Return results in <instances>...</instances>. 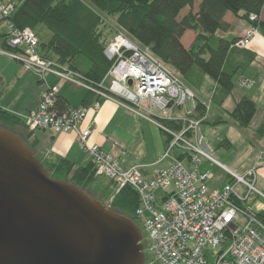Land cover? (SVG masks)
Returning <instances> with one entry per match:
<instances>
[{
	"label": "built area",
	"instance_id": "1",
	"mask_svg": "<svg viewBox=\"0 0 264 264\" xmlns=\"http://www.w3.org/2000/svg\"><path fill=\"white\" fill-rule=\"evenodd\" d=\"M15 7L10 0H0V20L5 22L8 46L0 47V53L42 80L45 74H52L93 94L89 105L59 109L58 88L49 86L40 94L35 109L17 117L29 131L74 132L94 164L95 176L111 180L118 188L129 186L137 193L139 206L134 215L148 239L146 264H264V224L247 206L238 204L247 201L250 194L261 195L255 183L258 169L264 168V150L243 175L216 161L203 148L199 131L211 107V97L208 102L197 98L178 72L162 63L148 46L133 40L122 27L115 30L103 51L110 62L107 73L92 85L76 71L40 54L35 32L29 27L17 28L10 21ZM258 19L250 15L251 21ZM256 33L257 28L250 27L231 47L245 48ZM239 82L250 87L254 83L250 79ZM190 99L201 101L204 114L177 116L176 109ZM104 100L164 132L168 141L158 162L170 164L147 176L140 166L123 168L118 156L91 142V130L83 123L89 111H97ZM166 122L182 125L175 129ZM201 159L218 164L234 183L212 187L213 175L199 169ZM238 184L246 189L244 195L235 192Z\"/></svg>",
	"mask_w": 264,
	"mask_h": 264
},
{
	"label": "trees",
	"instance_id": "2",
	"mask_svg": "<svg viewBox=\"0 0 264 264\" xmlns=\"http://www.w3.org/2000/svg\"><path fill=\"white\" fill-rule=\"evenodd\" d=\"M16 4L10 21L17 28L29 27L36 36L41 28L49 31L48 38L38 37L39 51L43 57L55 59L82 75L92 85L98 84L107 73L110 62L103 51L110 38L101 29L102 14L115 17L126 33L141 45L148 46L154 56L175 72L195 93L199 90L204 75L215 81L211 95V107L222 110L225 99L234 87V78L239 71H245L255 59V53L231 47V40L219 36L217 31L230 28L224 20L227 12L240 16L256 26L264 35V19L261 18L264 0H200L196 13L191 10L178 18L185 7L191 8L196 0H10ZM250 15L259 17L250 21ZM0 46L7 48V33L1 29ZM186 30L197 35L186 48L181 38ZM93 94L87 92L83 105H89ZM59 109L68 106L59 96ZM256 111V104L242 97L227 114L239 129L246 127ZM194 112L202 116L205 107L196 100ZM223 119L218 117L214 123ZM171 128L179 129L180 123L166 122ZM0 126L11 130L20 127L25 135L18 134L31 147L43 167L53 178L66 180L81 188L109 208L129 217L134 222L135 210L139 206L137 193L129 186L118 188L111 180L94 174V164L75 167L66 157L48 153L42 149L35 131H29L17 116L0 108ZM12 131V130H11ZM264 135V117L256 129ZM15 133V132H14ZM17 134V133H16ZM168 141V137L166 142ZM92 188L91 193L87 188ZM244 207L243 202H238ZM105 205V204H104ZM264 224V211L255 213Z\"/></svg>",
	"mask_w": 264,
	"mask_h": 264
},
{
	"label": "water",
	"instance_id": "3",
	"mask_svg": "<svg viewBox=\"0 0 264 264\" xmlns=\"http://www.w3.org/2000/svg\"><path fill=\"white\" fill-rule=\"evenodd\" d=\"M0 264H145V254L132 219L51 177L0 126Z\"/></svg>",
	"mask_w": 264,
	"mask_h": 264
},
{
	"label": "rangeland",
	"instance_id": "4",
	"mask_svg": "<svg viewBox=\"0 0 264 264\" xmlns=\"http://www.w3.org/2000/svg\"><path fill=\"white\" fill-rule=\"evenodd\" d=\"M199 2L200 0H196L191 8L185 7L182 9L178 18L183 17L190 10L192 13H196ZM261 18L264 19V13ZM102 19L103 23L101 29L104 34H106L107 38H111L115 34V30L120 26L116 22L115 17L107 15L103 16L102 14ZM225 20L230 22V28L226 31L219 30L216 34L226 38L227 40H231L240 34L243 35L239 37L244 36L246 31L250 27L254 26L250 23L248 24V22L240 16L233 15L231 12L226 13ZM40 31L41 35H38V37H49L50 33L47 29L41 28ZM196 35L197 32L193 30H186L181 38L182 44L188 48L194 41ZM251 45L254 47H251ZM245 48H249L256 53L255 62L244 71L248 75H253V78L251 77L250 80L254 81V83L251 87L245 85L243 86L239 81L248 78L243 77L242 71H239L236 74L232 92L223 103V108L229 111L233 109L235 100H237L238 96L245 95L249 98V96L252 95L253 90L258 87L262 81H264V35L262 34V31L257 28V33L250 38L249 43ZM36 76L39 75L36 74ZM19 87L25 89L26 83L23 85L20 84ZM74 87L76 86L74 85ZM214 87L215 81L213 78L208 75H204L201 86L195 94L197 98L208 102ZM195 103L196 99L187 100L181 108L176 109L175 114L179 117L187 116L188 118H193L194 116L191 115V113ZM256 105V111L251 121L242 129L237 128L232 123L228 114L224 113L222 110H219L221 111L219 113L217 110H214L213 107H210L209 110H207L206 119L199 127L204 146L203 148L208 151L216 161L227 166L238 175H243L245 170L254 164L253 161H255V158L260 151V149L257 151L255 150V144L253 141H255V138L260 137L255 131L261 122V118H263L262 116H264V98L256 99ZM125 111L128 115L125 116L115 128H112L114 130V137L122 144L120 146H123L122 148L125 149L127 148V153L125 154L124 159H120V164L125 169L129 168L132 164L128 163V161L133 159V161L135 160V164H139L138 166L143 167L146 163L137 162H147L141 160H155V143L156 141L159 142L160 138H166L167 135L145 119L137 117L129 110L125 109ZM187 111H191V113ZM218 117H221L223 121L220 123H214ZM11 130L17 134H21L23 136L25 135V132H23L20 127H14L11 128ZM39 131L40 130H35V133H38ZM146 154L147 157L144 158ZM199 169L201 171H208L213 175L210 183L212 187H220L226 182L234 183V179H231L227 172L216 163H212L206 159H201ZM259 170L260 168L257 172L255 187L261 192V195L257 196L256 194H250L247 201L244 202V205L247 206L253 213L264 211V176L260 174ZM234 189L235 192L240 195H244L246 192V189L241 184L235 185ZM87 190L94 193L90 187L87 188ZM108 203L109 202L107 201L104 202L105 205L109 206ZM136 223L142 233L144 253L147 255L148 239L146 232L137 220ZM239 223H242L241 219L239 220Z\"/></svg>",
	"mask_w": 264,
	"mask_h": 264
},
{
	"label": "crops",
	"instance_id": "5",
	"mask_svg": "<svg viewBox=\"0 0 264 264\" xmlns=\"http://www.w3.org/2000/svg\"><path fill=\"white\" fill-rule=\"evenodd\" d=\"M263 13L264 9L262 10L261 16ZM226 22L229 24V26H231L230 22ZM4 25L5 22L2 21L1 30L3 32H5ZM241 35L243 34L236 36V38ZM251 47L254 46L251 45ZM248 50L255 53V51L249 48ZM255 60L256 53L255 59L251 64H253ZM242 75L244 78H253V75H248L244 71ZM263 82L264 81H262L261 84L253 90L252 95L249 96V99H251L255 104L256 99L264 98ZM25 83V89L19 87L20 84L23 85ZM49 86H56L58 88V97H63L67 101L68 106L75 107L83 105V100L87 94V91L83 88L77 86L74 87V85L65 82L58 77H55L52 74H45L42 80L39 76H36L35 73L24 69V67L17 61L0 53V108L2 110L18 116L19 114H23L35 109L39 103L40 94ZM242 97L248 98V96L245 95L238 96L237 100H235V103ZM195 104L192 113L191 111L187 112H190L191 115L196 117V113L194 112ZM213 109L217 110L219 113L221 112L218 109ZM222 111L226 114L229 112V110H226L224 108L222 109ZM127 115L128 114L122 106L109 100L101 101L100 108L97 111L90 110L83 123V126H88L91 130L89 140L93 143L98 144L104 150L118 156L120 159H124V156L127 153V148L125 149L122 148L123 146H120L122 144L114 137V130L112 128H115L119 124V122ZM262 119L263 118H261V122ZM39 132L34 133V136L39 140L44 151L68 158L69 160L74 162L75 167L85 166L90 162L89 156L83 149H81L78 141L76 140V134L74 132H66L60 134H55L50 130H40ZM166 139L167 137H163L159 139V142L156 141L154 151L156 157L155 160H141L147 162H137L146 163L143 167H140V170L147 176L151 175L156 170L164 168L170 164L168 161L158 162L161 154L164 151ZM253 143L255 144L256 151L259 149L261 151L264 150V135L255 138V141H253ZM146 157L147 154L144 156V158ZM256 160L257 156L255 158V161ZM255 161L253 162L256 163ZM128 163L132 164L131 166L139 165L135 164V160L133 161V159H130ZM259 172L264 176V168H260Z\"/></svg>",
	"mask_w": 264,
	"mask_h": 264
}]
</instances>
